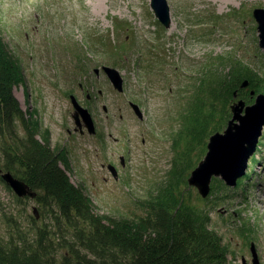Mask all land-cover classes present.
<instances>
[{
  "label": "rangeland",
  "instance_id": "rangeland-1",
  "mask_svg": "<svg viewBox=\"0 0 264 264\" xmlns=\"http://www.w3.org/2000/svg\"><path fill=\"white\" fill-rule=\"evenodd\" d=\"M151 1L0 0V36L22 77L13 95L25 120L37 125V137L42 141L48 133L50 146L66 151L69 164L62 167L98 214L154 218L144 200L174 182L179 198L210 211V226L228 248L227 264H255L253 242L264 264V129L237 185L214 176L203 197L188 181L206 157L211 135L226 129L236 100L255 102L251 85L240 84L236 98L234 91L225 102L205 88L214 72L223 75L236 61L264 77L253 13L264 0H168V27ZM104 65L122 73L123 91L115 89ZM73 95L90 110L96 134L76 130ZM130 101L141 106L143 118ZM14 121L24 137V123ZM196 123L200 127L193 130ZM11 139L0 132L3 171L2 153ZM51 210L39 195L18 197L0 172L1 241L33 239L46 225L53 227Z\"/></svg>",
  "mask_w": 264,
  "mask_h": 264
},
{
  "label": "trees",
  "instance_id": "trees-1",
  "mask_svg": "<svg viewBox=\"0 0 264 264\" xmlns=\"http://www.w3.org/2000/svg\"><path fill=\"white\" fill-rule=\"evenodd\" d=\"M231 68L223 75L214 72L205 88L213 97L227 101L246 77L252 89L264 92V77L250 65L236 61ZM21 79L20 66L0 36V132L12 138L3 150V165L6 171L16 170L18 175L13 174L36 191L35 197L51 206L55 222L38 230L33 239L0 240V264H227L228 248L210 226V211L179 198L174 182L144 200L154 218L98 214L91 198L62 167L69 164L66 151L52 148L48 133L41 141L37 125L25 120L13 95ZM15 118L24 123V137L15 132ZM196 127L200 125L196 123L193 130Z\"/></svg>",
  "mask_w": 264,
  "mask_h": 264
},
{
  "label": "water",
  "instance_id": "water-1",
  "mask_svg": "<svg viewBox=\"0 0 264 264\" xmlns=\"http://www.w3.org/2000/svg\"><path fill=\"white\" fill-rule=\"evenodd\" d=\"M151 7L155 11V15L165 27L171 24V6L168 0H152ZM254 16L259 24L260 45L264 48V8H254ZM103 70L108 74L115 89L124 90V78L122 73L115 67L104 65ZM99 71L98 68L95 69ZM250 84L246 79L241 86L245 88ZM255 94V90L251 91V95ZM238 95L236 90L234 97ZM72 97V103L75 108L73 118L76 119L77 129L86 127L91 134H96L94 118L87 107H83L76 97ZM136 114L143 118L141 106L133 101H130ZM233 116L228 120L226 129L216 131L211 135L208 145V150L205 158L199 162L195 169L188 177L190 185L199 189L203 197L209 195L211 189V181L213 177L220 176L224 179L227 185L235 186L238 180L243 176L249 168V160L254 155L259 145L260 136L264 129V93L259 92L255 98V102L247 104L245 100L238 99L231 107ZM123 160V156L121 157ZM124 161V160H123ZM109 168L114 176H118L116 166L109 163ZM1 176L9 186H12L15 193L19 197L30 196L35 197L36 191L32 190L23 179L14 175L11 171L1 170ZM36 210V209H35ZM252 252L254 254V263H258V253L255 249V243L252 244ZM247 264V263H246Z\"/></svg>",
  "mask_w": 264,
  "mask_h": 264
},
{
  "label": "flooded vegetation",
  "instance_id": "flooded-vegetation-1",
  "mask_svg": "<svg viewBox=\"0 0 264 264\" xmlns=\"http://www.w3.org/2000/svg\"><path fill=\"white\" fill-rule=\"evenodd\" d=\"M86 129H87L86 127H83V128H82V130H81V129H77V128H76V130H80L82 133H85V130H86ZM87 130H88V129H87ZM123 160H124V159H123ZM123 160H122V162L124 163V162H125V160H124V161H123Z\"/></svg>",
  "mask_w": 264,
  "mask_h": 264
},
{
  "label": "bare ground",
  "instance_id": "bare-ground-1",
  "mask_svg": "<svg viewBox=\"0 0 264 264\" xmlns=\"http://www.w3.org/2000/svg\"><path fill=\"white\" fill-rule=\"evenodd\" d=\"M217 2H221V5H223L222 3H227L230 2V0H216Z\"/></svg>",
  "mask_w": 264,
  "mask_h": 264
}]
</instances>
